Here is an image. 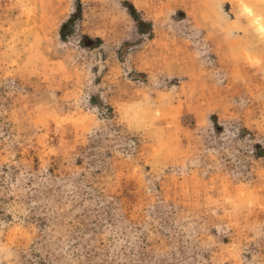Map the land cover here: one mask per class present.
Segmentation results:
<instances>
[{
    "label": "rangeland",
    "instance_id": "rangeland-1",
    "mask_svg": "<svg viewBox=\"0 0 264 264\" xmlns=\"http://www.w3.org/2000/svg\"><path fill=\"white\" fill-rule=\"evenodd\" d=\"M264 0H0V264H264Z\"/></svg>",
    "mask_w": 264,
    "mask_h": 264
},
{
    "label": "snow or ice",
    "instance_id": "snow-or-ice-1",
    "mask_svg": "<svg viewBox=\"0 0 264 264\" xmlns=\"http://www.w3.org/2000/svg\"><path fill=\"white\" fill-rule=\"evenodd\" d=\"M262 30H264V29H262Z\"/></svg>",
    "mask_w": 264,
    "mask_h": 264
}]
</instances>
